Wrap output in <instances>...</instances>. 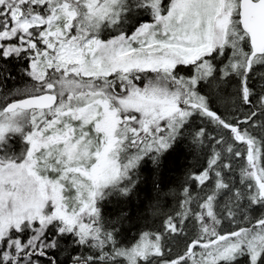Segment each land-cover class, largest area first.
I'll use <instances>...</instances> for the list:
<instances>
[{
  "label": "snow or ice",
  "instance_id": "1",
  "mask_svg": "<svg viewBox=\"0 0 264 264\" xmlns=\"http://www.w3.org/2000/svg\"><path fill=\"white\" fill-rule=\"evenodd\" d=\"M0 264H264V0H0Z\"/></svg>",
  "mask_w": 264,
  "mask_h": 264
},
{
  "label": "trees",
  "instance_id": "2",
  "mask_svg": "<svg viewBox=\"0 0 264 264\" xmlns=\"http://www.w3.org/2000/svg\"><path fill=\"white\" fill-rule=\"evenodd\" d=\"M20 69V62L17 61L10 64V70L17 76L19 75ZM14 83L19 84L20 80L17 79L16 81H9L7 87H11ZM9 147L18 152L22 148V143L19 138H13ZM197 167L198 164L196 157L187 148L181 146L180 150H178L176 153H173L168 158V163L163 173L165 192L177 190L185 178L184 174L189 171V169L196 170ZM150 168V164L145 166L146 170L143 173L144 176L147 177L149 175L147 169ZM141 187L145 189V191H142L140 194L141 198L151 197L154 195V193L150 191V183L148 185H142ZM160 203L164 208V211H169L174 204V201L170 196H162ZM157 222L159 223V221ZM125 227H127V225H125Z\"/></svg>",
  "mask_w": 264,
  "mask_h": 264
}]
</instances>
